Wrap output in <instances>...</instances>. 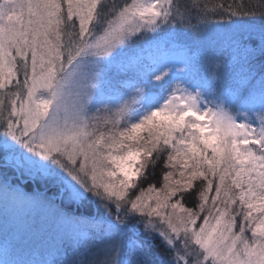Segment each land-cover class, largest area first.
I'll list each match as a JSON object with an SVG mask.
<instances>
[{
  "label": "rangeland",
  "instance_id": "374dc122",
  "mask_svg": "<svg viewBox=\"0 0 264 264\" xmlns=\"http://www.w3.org/2000/svg\"><path fill=\"white\" fill-rule=\"evenodd\" d=\"M94 2L0 0V115L5 112L8 118L0 128L2 181L16 179L34 185L16 166L38 178L58 175L63 177L62 188L55 197L69 200L74 208L87 192L101 188L104 207L101 205L99 213L119 220L109 211L116 207L117 212L123 208L136 215L133 229L153 232L164 241L175 264H264V79H247L240 73V64L233 61L240 43L233 38L231 42L230 37L217 34L207 43L201 42L200 34L195 36L197 40L189 35L186 46L176 47L173 42L169 50L151 54L149 62L147 58L151 62L149 78L170 79L176 83L175 89L149 114L129 121L126 134L123 129L116 131V123L130 119L129 102L136 97L135 89L131 87L117 102L111 96L96 99L92 78L84 70L91 54L79 67L64 71L81 47L79 38L89 31ZM169 4L170 0H130L106 26L107 18L100 16L104 29L92 42L117 51L135 31L151 28ZM75 26L80 28L77 33ZM62 28L74 34H68L63 51L69 52L68 60L60 52ZM93 30H98L96 25ZM245 46L249 48V44ZM139 58L136 55L132 60L139 62ZM146 122L158 131L154 140L163 136L164 146H172L185 160L188 155L204 169L211 166L218 177V194H213L210 203L205 201L204 210L185 209L181 197L174 196L177 191L170 181L160 192L146 196L126 191L141 172L142 155L129 139ZM90 156L100 158L98 167ZM228 182L239 189L246 209L247 217L242 215L238 224L229 215L232 206L225 201L223 189ZM206 197L202 195L200 201ZM136 204L140 208H134ZM122 226L105 228L110 250L120 249ZM79 227L72 225L71 242H81L88 235ZM138 246L137 240L128 239L126 252ZM44 260L43 264H49L50 257ZM0 264H22L1 238ZM124 264L130 261L124 259Z\"/></svg>",
  "mask_w": 264,
  "mask_h": 264
},
{
  "label": "trees",
  "instance_id": "16d2710c",
  "mask_svg": "<svg viewBox=\"0 0 264 264\" xmlns=\"http://www.w3.org/2000/svg\"><path fill=\"white\" fill-rule=\"evenodd\" d=\"M129 2L130 0L127 4L125 0H95L89 31H86L82 39L79 38L81 47L73 52L72 59L64 68V71H69L74 65L79 67L81 60L91 54L87 57L90 63L84 70L88 71L92 78L96 99H108L111 96L115 97L117 102L131 87L135 89L136 97L129 102L130 119L116 123V131L123 129V134H126L124 130L129 121L149 114L151 108H156L175 89L176 83L170 79L149 78V57L164 49L169 50L173 42L176 47L186 46L190 42L189 35L197 40L195 36L200 34L201 42L203 40L207 43L214 41L217 34L230 37L231 42L233 38L240 43V50L233 59L235 63L240 64V73L247 79H264V0H170V4L161 10L158 21L151 28L140 29L138 33L135 31L121 49L112 52L110 47L111 51L108 48H100L99 45L95 46L92 41L97 39L104 25L100 16L107 18L106 26L110 23L109 19L118 16ZM73 20L77 21L76 18ZM62 23L65 26L66 19H63ZM95 25L98 30L94 31ZM73 29L75 32L80 30L77 26ZM69 33L74 35L67 28H62L59 36L61 55L67 60L69 52L66 50L67 55L63 54V51L65 52L68 46ZM193 39L191 42L201 44ZM246 44H249L248 49ZM110 52L114 54H109ZM136 55L140 57L139 62L132 60ZM115 101L103 103L116 104ZM5 115V112L0 115V128L8 120ZM134 115L137 118H134ZM143 127V132L136 133L133 140L129 139V143L136 146L142 155L141 172L126 191L144 193L146 196L160 192L162 186L170 181L177 191L174 196L181 197V205L185 209L204 210L205 204L213 198V194H218V177L216 179L214 172H211V166L204 169L198 160L193 162L188 155L185 160L172 146H164L163 136L154 140L158 137L155 136L158 132L155 125L149 126L146 122ZM117 134L118 132L114 133ZM188 159L189 162L186 163ZM92 160L98 167L100 158L95 156ZM3 162L4 160H0V169L5 170L4 166H1ZM185 163L187 165H184ZM16 167L22 177L34 181V185L30 181L22 184L16 179L7 183L0 177V238L9 252L15 255L18 263L43 264L44 259L50 257L49 264H124V259H128L130 264H175L171 249L164 241L156 239L153 232H137L136 228L133 229L138 219L136 215L123 212V208L117 212L114 206L112 210L111 204L112 209L109 211L113 217L117 215L119 220L103 217V214L99 213L101 205L104 207V201L100 199L105 192L103 189L97 188V192H87V195L80 199V206L75 209L69 200L63 198L58 201L55 197L62 188L60 180L63 177L57 175L54 178H38L35 175L30 176L25 168ZM224 191L226 203L232 206L229 215L233 222L238 224L242 215L247 217L239 189L228 182L227 185L224 184ZM202 195L207 197L201 202ZM222 204L227 208L225 203ZM133 207L138 208L139 205ZM201 221L202 219L197 222V228L200 227ZM73 224L77 227L80 225L79 228L88 232L86 237H81V242L76 240L74 243L69 240ZM111 224H123V238L119 250H110L103 235L105 228ZM133 238L139 246L126 252V243L128 239Z\"/></svg>",
  "mask_w": 264,
  "mask_h": 264
}]
</instances>
